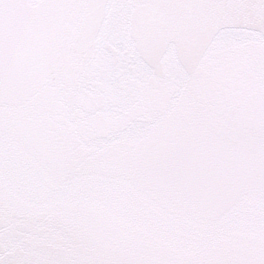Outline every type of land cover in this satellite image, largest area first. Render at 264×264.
I'll list each match as a JSON object with an SVG mask.
<instances>
[{
  "label": "snow or ice",
  "instance_id": "6c2138e0",
  "mask_svg": "<svg viewBox=\"0 0 264 264\" xmlns=\"http://www.w3.org/2000/svg\"><path fill=\"white\" fill-rule=\"evenodd\" d=\"M0 264H264V0H0Z\"/></svg>",
  "mask_w": 264,
  "mask_h": 264
}]
</instances>
